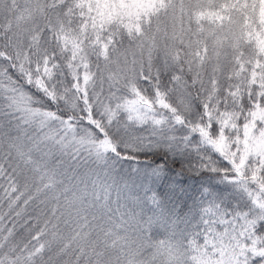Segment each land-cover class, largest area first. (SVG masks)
Instances as JSON below:
<instances>
[{
  "label": "snow or ice",
  "instance_id": "6c2138e0",
  "mask_svg": "<svg viewBox=\"0 0 264 264\" xmlns=\"http://www.w3.org/2000/svg\"><path fill=\"white\" fill-rule=\"evenodd\" d=\"M0 264H264V0H0Z\"/></svg>",
  "mask_w": 264,
  "mask_h": 264
},
{
  "label": "trees",
  "instance_id": "16d2710c",
  "mask_svg": "<svg viewBox=\"0 0 264 264\" xmlns=\"http://www.w3.org/2000/svg\"><path fill=\"white\" fill-rule=\"evenodd\" d=\"M158 160L159 158H155ZM150 189V192H149ZM225 185L220 178L203 172H196L187 164L179 160L169 159L167 170L159 179L149 180L141 190L137 186L140 196L148 193V203L151 206V197L155 196L161 208L171 220L180 222H197L202 206L212 197L226 195ZM148 212V209H145Z\"/></svg>",
  "mask_w": 264,
  "mask_h": 264
}]
</instances>
